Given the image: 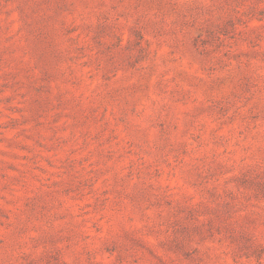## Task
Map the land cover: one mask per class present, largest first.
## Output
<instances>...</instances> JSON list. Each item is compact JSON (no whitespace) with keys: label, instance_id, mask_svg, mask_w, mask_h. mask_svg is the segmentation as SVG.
I'll list each match as a JSON object with an SVG mask.
<instances>
[{"label":"rangeland","instance_id":"374dc122","mask_svg":"<svg viewBox=\"0 0 264 264\" xmlns=\"http://www.w3.org/2000/svg\"><path fill=\"white\" fill-rule=\"evenodd\" d=\"M0 264H264V0H0Z\"/></svg>","mask_w":264,"mask_h":264}]
</instances>
